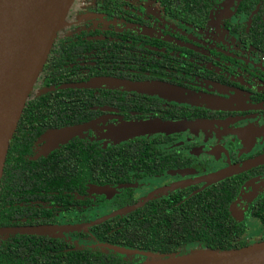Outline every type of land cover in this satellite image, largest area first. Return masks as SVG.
<instances>
[{"label": "flooded vegetation", "instance_id": "flooded-vegetation-1", "mask_svg": "<svg viewBox=\"0 0 264 264\" xmlns=\"http://www.w3.org/2000/svg\"><path fill=\"white\" fill-rule=\"evenodd\" d=\"M25 105L0 240L105 218L56 237L94 246L82 232L153 205L264 242V0H74Z\"/></svg>", "mask_w": 264, "mask_h": 264}, {"label": "water", "instance_id": "water-1", "mask_svg": "<svg viewBox=\"0 0 264 264\" xmlns=\"http://www.w3.org/2000/svg\"><path fill=\"white\" fill-rule=\"evenodd\" d=\"M73 1L0 0V179L9 142L26 100ZM134 89L140 91L141 88L135 86ZM134 128L139 130L142 125ZM167 128L173 131L186 129L184 123H174ZM133 137L128 134L118 139ZM104 219L74 227L43 226L14 232L56 238L63 233L81 231ZM106 247L121 255L139 254L122 248ZM142 255L147 260L140 264H264V242L225 251L195 249L182 254Z\"/></svg>", "mask_w": 264, "mask_h": 264}, {"label": "trees", "instance_id": "trees-1", "mask_svg": "<svg viewBox=\"0 0 264 264\" xmlns=\"http://www.w3.org/2000/svg\"><path fill=\"white\" fill-rule=\"evenodd\" d=\"M104 159L107 156H99L100 163ZM205 216L201 208L199 211L185 208L176 214L160 213L153 205H146L119 220L113 217V220L82 232V236H90V244L94 246L81 248L52 237L16 234L0 240V264H140L147 260L142 254H176L183 246L197 242L202 243L203 246L198 248L202 250L240 248L232 246L234 231L227 228L224 220L220 225ZM106 246L139 254L121 255Z\"/></svg>", "mask_w": 264, "mask_h": 264}, {"label": "rangeland", "instance_id": "rangeland-1", "mask_svg": "<svg viewBox=\"0 0 264 264\" xmlns=\"http://www.w3.org/2000/svg\"><path fill=\"white\" fill-rule=\"evenodd\" d=\"M249 231L250 232L254 231V228L250 229ZM193 250H195V247L188 246V247L183 248L182 252H189V251H193Z\"/></svg>", "mask_w": 264, "mask_h": 264}]
</instances>
